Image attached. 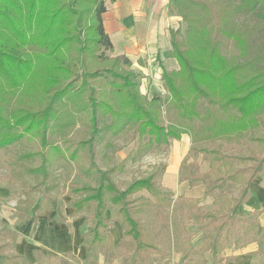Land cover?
Segmentation results:
<instances>
[{
  "label": "trees",
  "instance_id": "obj_1",
  "mask_svg": "<svg viewBox=\"0 0 264 264\" xmlns=\"http://www.w3.org/2000/svg\"><path fill=\"white\" fill-rule=\"evenodd\" d=\"M106 11L105 0H0V168L20 191L15 214L37 218L54 212L65 222L60 198L66 194L73 215L94 207L91 247L112 249L106 212L113 206L142 260L157 248L138 216L152 201L133 195L146 189L156 201H166L169 192L155 178L167 165L121 189L113 178L125 167L115 159L122 147L118 141L127 132L132 139L139 136L132 156L137 161L167 151L172 140L187 133L191 144L180 175L191 188L205 185L213 202L210 208L200 206L202 246H188L180 230L175 245L196 264L208 263L207 252L212 264L233 260L218 254L232 236L236 245L251 242L264 213L263 207L238 217L251 184L264 172V0H170V16L180 17L185 27L169 29V56L179 69L163 72L167 93L154 92L152 98L140 91L144 75L132 69L130 58L113 55ZM221 38L234 42L237 53L225 54ZM21 85L43 105L14 108L23 101L9 99ZM77 126L81 136L74 132ZM33 130L38 148L31 145ZM215 141L245 150L209 148ZM196 152L210 157L209 176L191 173L189 159ZM76 172L84 178L78 184L73 182ZM229 184L237 194L224 191ZM3 247L7 243L0 246V264H24L23 255H7Z\"/></svg>",
  "mask_w": 264,
  "mask_h": 264
},
{
  "label": "rangeland",
  "instance_id": "obj_2",
  "mask_svg": "<svg viewBox=\"0 0 264 264\" xmlns=\"http://www.w3.org/2000/svg\"><path fill=\"white\" fill-rule=\"evenodd\" d=\"M105 3L109 9L111 7L110 0H105ZM109 14L110 16L114 15V13ZM245 17L249 16H241V18ZM108 19L107 21H109ZM179 26H182L183 29L185 28L181 18L171 16L170 28L177 29ZM110 34L113 35L112 32ZM221 39L222 49L225 54L232 55L237 53L234 42L224 38ZM113 55L119 54L114 50ZM135 68L137 67L133 62L132 69L139 72ZM162 75L163 71L157 67L156 71L154 70L148 74L150 80H147L143 76L140 91L147 95L148 98H152L154 92L164 96L167 90L164 86ZM3 85L7 86L5 79L3 80ZM19 88L10 97L12 100H9L10 102L22 100L23 103L13 105L14 108L22 110L29 105H43L40 100L33 99L32 90L27 89L24 85H21ZM1 112L6 114L5 110ZM74 132L78 136L83 134L81 126H77ZM35 133L33 130L29 136L33 142L31 145L38 148L39 141L36 139ZM131 134L132 132H127L124 135L126 139L122 138L118 141L122 147L115 154L116 162H123L125 164L124 169L116 172L113 176L121 189H125L133 179L155 172L161 164H166L169 167V172H177L178 164L188 145L191 144L190 135L185 133L181 140H172V144L167 151L151 152L146 154L142 159L133 161L132 156L140 143V138L137 136L132 139ZM208 147L218 148L224 152L235 154L245 150L223 141H215ZM209 158L202 153H192L189 160L192 167L191 173L201 172L202 169V171L207 170L205 175L209 176ZM98 162L102 165L100 158ZM5 174L6 169L1 167L0 246L2 247V244L7 243V247H3L5 254L23 255L24 260L22 261L24 264H140V262L142 264H196L194 260L186 259L180 251L179 246L175 245L176 231L180 230L182 237L188 236V246L190 245L194 249H199L203 244L202 231L198 228V222L203 213L200 206H212L211 202L213 199L210 198L207 202L202 201L199 206L194 201H190V197L185 195V192L181 190V181L184 177L179 178L175 176L176 181L171 184L176 190V193H173V199H171L170 195L172 193L170 192L171 189H169L170 187L165 182V172L159 174L155 178V181L160 189L169 192L166 201L165 197L163 201H156L146 189H142L133 195V197L144 196L152 201V205L145 207L146 209L138 216L149 230V234L152 236L157 248L150 251L148 257H144L141 260V258H137L135 253L134 241L124 235L125 227L120 222L115 207L110 206L106 212L109 224L108 230L112 234L114 247L112 249L105 246L91 247V237L88 234V229L94 213L92 204L88 206L84 213L73 215L74 210L69 206L71 198L64 194L60 198V203L64 208V214L68 218L65 222L58 221L54 212L40 215L37 218L17 215L15 214V206L20 198V191L18 187L13 188L7 183ZM83 180L84 178L79 172L74 174V183L78 184ZM224 191L230 194H237L238 192L234 184H229ZM180 195L183 198L178 200L177 197ZM254 207L258 208L257 206ZM251 208L249 204L245 203L240 207L238 217L250 215L252 212ZM184 228L187 230L186 233ZM235 241L236 236H232L230 242L220 252L221 256H232L233 260H226L219 264H264V214L260 217L258 233L252 238L251 242L245 245H236ZM66 252H70V254L66 255ZM206 257L208 258V264H212L211 253H207Z\"/></svg>",
  "mask_w": 264,
  "mask_h": 264
},
{
  "label": "crops",
  "instance_id": "obj_3",
  "mask_svg": "<svg viewBox=\"0 0 264 264\" xmlns=\"http://www.w3.org/2000/svg\"><path fill=\"white\" fill-rule=\"evenodd\" d=\"M110 3L111 7L109 9L107 7V11L103 15L104 26L108 33L112 32L113 35L110 33L109 35L113 41L114 50L119 55H125L130 58L137 67L135 69L142 72L147 80H150L148 74L154 70L156 71L157 67L163 72L179 67L177 59L169 56L172 51L169 30L171 18L169 14L170 0H110ZM109 13H114V15L110 16ZM107 18H109V21H107ZM139 59H142V63H139ZM189 148L190 145H188L178 164L177 172H169L168 166L165 170V182L172 193H176V190L171 184L176 181L175 176L181 178L182 161L187 156ZM206 172L207 170L202 171L201 169V173L205 174ZM256 179L251 184V196L245 202L250 205V208L252 207V211L264 207V172ZM181 185V190L190 198H199L201 202H207L212 198L206 195L204 185L191 188L186 177L181 181ZM206 207L210 208L212 206ZM220 252L218 254L219 258L228 257L221 256Z\"/></svg>",
  "mask_w": 264,
  "mask_h": 264
}]
</instances>
